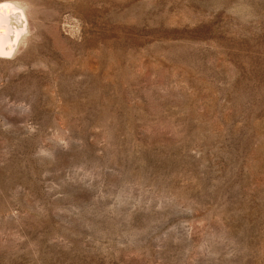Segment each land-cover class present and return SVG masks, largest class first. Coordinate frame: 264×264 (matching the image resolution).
<instances>
[{
    "label": "rangeland",
    "instance_id": "rangeland-1",
    "mask_svg": "<svg viewBox=\"0 0 264 264\" xmlns=\"http://www.w3.org/2000/svg\"><path fill=\"white\" fill-rule=\"evenodd\" d=\"M10 1L0 264H264V0Z\"/></svg>",
    "mask_w": 264,
    "mask_h": 264
},
{
    "label": "bare ground",
    "instance_id": "bare-ground-1",
    "mask_svg": "<svg viewBox=\"0 0 264 264\" xmlns=\"http://www.w3.org/2000/svg\"><path fill=\"white\" fill-rule=\"evenodd\" d=\"M28 9L20 2L0 1V59L12 58L29 36Z\"/></svg>",
    "mask_w": 264,
    "mask_h": 264
}]
</instances>
